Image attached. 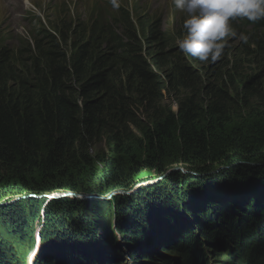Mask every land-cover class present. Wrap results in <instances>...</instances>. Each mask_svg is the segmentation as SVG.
Instances as JSON below:
<instances>
[{
  "label": "trees",
  "instance_id": "obj_1",
  "mask_svg": "<svg viewBox=\"0 0 264 264\" xmlns=\"http://www.w3.org/2000/svg\"><path fill=\"white\" fill-rule=\"evenodd\" d=\"M117 9L123 20L121 23L128 27L126 32L120 29L119 23L113 25L110 19L97 18L91 29L86 24L81 38L75 28L64 31L53 27L52 31L42 26L38 39L25 42L16 50L7 44V40L1 41L0 200L11 190L8 182L13 179H16L13 182L15 188L17 182L21 189H26L36 180L39 181L35 183L37 185L59 190L64 184L55 182L56 178L62 177V173L77 177L79 174L68 171L84 172L85 168L92 167L88 165L93 160L102 161L101 166L105 169L109 167L108 170L117 167L115 172H101L104 179L119 173L124 162L138 168H154L151 166L154 165L160 169L163 161H175L179 157L181 163L201 164L207 168L209 164H205L206 161L220 162L234 154L233 160L244 162L240 167H249L246 162L264 164V126L253 113L227 111V106H231L227 103L233 100H224L221 88L206 91L207 100H198L192 94L179 100L176 114L151 103L157 93L173 90L176 86L184 87L194 82L190 79L198 74L187 66L182 56H174L169 34L161 29L158 22L142 14L136 16L122 7ZM232 26L236 32L247 34V40L250 37L243 50L247 57H261L264 61V19L256 22L236 19ZM252 47L256 49L252 50ZM117 67L127 73L123 86H114L119 78L113 75ZM161 75L164 77L160 79ZM243 81L238 101L241 102V109L250 110V100L264 93V81L261 76ZM230 82L236 91L235 79L231 78ZM125 86L130 89L132 97L127 95L129 92L126 89H121ZM130 107L140 108L149 122L139 125V119L129 111ZM115 119L136 127L140 138L131 139L126 131L109 128L108 123ZM232 124L235 125L227 129ZM102 136L105 143L111 146L110 157L102 154L88 157L83 145ZM140 139L145 145L143 166L130 154L131 145L140 144ZM138 168L132 170L137 171ZM232 175V178H239L234 173ZM48 182L53 183L46 185ZM237 185L243 191L231 187L213 191L201 186L199 194L181 190L172 196L159 193L153 198H139L133 203H121L120 200L126 199L116 197L119 203L111 208L117 211V230L126 245L128 238L132 245L127 264H200L199 257H203L201 248L216 244L237 254L234 260L237 264H264V181L259 191L253 190L248 181L238 182ZM138 195L135 197L138 198ZM191 201L201 202L206 207L195 212L187 211L186 203ZM74 202L72 206H86L81 204L83 202ZM33 203L16 202L8 206L15 210H0V219L10 226L20 241L26 240V232L38 217L30 206ZM88 203L95 206L92 201ZM23 204L27 206H19ZM68 204L66 200H60L46 208L44 226L33 242L38 243L42 239L44 243L45 235L51 233L56 237L53 241H45H49V245H45L47 253L37 254L34 264H116L122 255L116 249L111 230L113 224L108 228L110 231L105 230L104 234L105 243L115 251L113 260L96 263L94 254L99 257V230L105 217L102 212L90 210L88 216L95 217L98 224L90 233L86 232L84 238L77 236L78 232L71 235L68 220L73 213L67 209ZM33 205L36 209L41 207L39 203ZM119 205L121 209L124 206L132 209L121 210ZM16 207L25 209L27 215L18 212ZM127 212L128 217L121 219ZM185 212L187 218L192 216L198 221L201 231L196 236L182 225ZM84 213V210L80 212ZM152 216L172 225L173 231L168 235L174 244L171 250L182 258L155 259L140 251L148 241L143 234L153 232L145 222L146 217ZM59 228L62 232L59 230L61 234H56L54 231ZM34 252L37 249L29 251L27 260ZM13 255L15 259L7 264H20L16 260L18 257ZM227 256L222 253L219 257L223 263L215 261L209 264H227Z\"/></svg>",
  "mask_w": 264,
  "mask_h": 264
},
{
  "label": "rangeland",
  "instance_id": "obj_2",
  "mask_svg": "<svg viewBox=\"0 0 264 264\" xmlns=\"http://www.w3.org/2000/svg\"><path fill=\"white\" fill-rule=\"evenodd\" d=\"M120 7L124 8L125 10H129L133 14H136V16H139V14H142L143 17H149L154 22H158L161 29L166 31L169 34V41L171 42V46L174 48L173 54L174 56H182L185 61H187V66L191 67L193 71L197 72V76L195 78L190 79L191 81H194L192 83H189L185 85L184 87L177 88L172 87L173 90H166L163 92L157 93L155 95V99L150 100L151 103L156 104L158 108H164L166 110L171 111L172 113L176 114L178 110L179 100L186 98L188 95H196V99L198 100H207V92L208 90L212 88H221L222 94L227 99H232V103L229 100V103L231 106H227L226 110L229 112L233 111H240L246 114L247 112L253 113L254 116L258 117L262 125L264 126V93L260 97L252 98L250 100V110L241 109V102H239V98L242 95V92L240 91L241 88V81L244 78V81H246L248 78L254 76L259 77L261 76L264 81V61L259 57L258 59L255 57H247V53L243 50L245 49V46L249 43L248 40L241 39L242 36H246L247 34L242 33V31H237V37L235 38H229L225 48L224 53L222 57L217 60L216 62H201L199 60L194 61L193 57L191 56H185L183 53H181L177 46V41L179 39L183 38L184 31H183V23L186 19V14L182 11L176 9L172 3V0H120ZM135 17V15H134ZM110 19L113 25H116V23H119L121 25L120 29L123 30V32L128 31V27L121 21H123L120 15V11H118L117 8H113L110 6L109 0H17L15 3H12L11 5H8L4 0H0V43L5 42L7 40V44L10 45L13 49L21 48L22 45L27 42H33V40L39 38V33L42 31V26L50 28L52 30L53 27H58L63 29L64 31L68 29H77L79 37L81 38L84 34V31H86V24L90 25V29L93 26V21L95 19ZM137 21V18L135 19ZM137 27V22H135ZM53 31V30H52ZM54 33H56L54 31ZM82 34V35H81ZM181 34V38H180ZM78 37V38H79ZM77 38V37H76ZM2 41V42H1ZM247 43V44H246ZM172 49V48H171ZM252 50H255L256 48L252 47ZM192 60V61H191ZM189 62V63H188ZM114 77H118L117 81L114 83V86H123L126 79H127V73L124 71H119L118 67L113 71ZM129 75V73H128ZM164 75V74H163ZM164 76H160V79ZM235 79V87H237V90L235 91L233 88V85H231L230 79ZM243 81V82H244ZM171 83V82H170ZM238 84V85H237ZM264 84V82H263ZM122 90L126 89L127 95L131 96L130 89L125 86L121 87ZM207 91V92H206ZM237 95V97H236ZM236 99V100H235ZM236 107V109H232ZM129 111L133 113V116L137 117L139 120V125L146 124L149 122L148 118H145L143 114H141V109L138 110L134 109L133 107L129 108ZM235 114V113H233ZM263 114V115H262ZM137 121V120H136ZM107 127L106 122L103 123ZM109 128L114 127L115 129H122L126 131V133L129 134V137L132 139L134 137H139V132L136 127L132 126L130 123H121V121L113 120L112 123H108ZM235 124H232L230 126H227V129H230V127L234 126ZM140 144H132L131 145V152L132 154L140 163L141 165H145L144 157H145V145L144 142L140 139ZM85 149L88 157L96 156L98 154L102 155H108L111 153V150L109 148L111 147L108 142L105 143L103 140V136L97 139H94L90 141L89 144H84ZM231 153V152H230ZM110 157V156H109ZM234 154H230L228 156V159L221 160L220 162H214L211 163L210 161H206L205 164L208 168H217L221 166H228L230 170H233L234 174L238 176V173H236V166L233 164L235 160ZM239 161V160H236ZM102 161L99 160H93L89 163L92 165V167H88L84 169V172L79 173L78 171H68L70 174H79V178L72 177L66 173H62V177L56 178L55 182L57 183H63L65 187L73 186L72 188L78 192V191H88V190H94L95 188L98 190V192L90 193L93 194L92 199L88 201H84L81 203L82 205H86L85 207H75L72 206L74 201H78L76 198H67L66 201L69 203L67 205V209L69 212H72V216L69 217V226L70 228L69 233L72 235L73 233L78 232L77 236L80 235L84 238L86 232H91L95 225H97V220L95 217L88 216V213L90 210H97L99 212H102V216L104 215L105 218H102L103 221H101V228L99 230V244L100 246V253L99 257L96 256V253L94 254V257L97 259L95 262L98 263V261H110L113 260V255L115 252L107 243L104 241V234L106 235L105 230H109L111 224V230L113 231V234L115 236V244L117 251L122 255L120 260L116 262V264H127L129 257H128V251L132 247L131 240L128 238V245H126L125 239H123L120 235V233L117 230V222L119 221L117 217V211L116 208H111V206H116L119 202L114 200V196H109L107 198L110 191L105 187V185H113L114 182L101 180L100 182L97 181V179H91L95 178L93 177L94 173L97 174V172L102 171H108V172H115L116 166H114L112 171L108 170V168H103L102 164L100 163ZM162 164H164L160 169L157 168V166L151 165L154 168H145L143 171L136 172L134 170H127L125 177H131V178H139V179H147L143 182H150L157 180L158 177L164 176V173L167 170H171L176 168V171H184L188 170V168H183V166L189 165V163H181L180 158L178 157L175 159V161L166 160L163 161ZM102 165V166H101ZM114 165V164H113ZM120 171H123L124 168L128 167V164L124 162L121 164ZM230 166V167H229ZM111 167V166H110ZM166 168V170H162L163 168ZM156 169L160 170L157 171ZM155 170V171H154ZM175 172V171H174ZM173 172V173H174ZM81 174V175H80ZM95 174V175H96ZM99 175V174H98ZM258 177V176H257ZM8 180V177H6ZM77 179H81V181H77ZM213 179V177H212ZM120 180V179H116ZM163 180V179H162ZM214 180V179H213ZM209 179V181H213ZM16 179H13V181L8 182V186L10 185V191L9 193L0 200V210L1 209H7L9 211L15 210L14 208H10L8 206L13 205L14 203L19 202H27L32 201L34 203L41 204V207L34 206L33 204L30 205L33 210H35L36 216H38L35 221L33 222L34 225L31 227L30 230L26 232V240L20 241L14 233H12V230L10 226L0 219V256L2 255V259H0V264H7L8 262H11L13 260V254L16 255V260H19L20 264H26V260L28 257V253L30 251H34L35 249H39L37 254H44V252L47 253V248L45 245H49V241L45 243L46 240H54L56 235L54 234H48L45 235V241L44 243L41 240H38V243H34L35 237L38 235L39 232L44 226L43 222L46 219V211L47 207L50 206L49 204L52 202H55V200H52V202H47V199L44 197H41L40 199L37 198H31L30 196H43V195H52L55 194L56 189L50 188V186H42V184H39V181H34L37 184H31L26 189H21L19 183L17 182V185L15 188ZM224 181V180H222ZM118 183V181H115ZM187 182V183H186ZM258 181H255L251 184L253 190H260L263 185L260 183H257ZM53 182H48L46 185H51ZM201 182L198 180H192V181H184L181 186H171L166 184V187L164 189H159L158 186H154L153 188H149V186H141L139 189L136 190V192L130 196H124V195H118L119 198L124 197L126 200H120V202H128L133 203L137 202L139 198L142 200L144 199H150L155 197L156 194L162 193L166 195L172 196L174 193L184 190L186 192H193V194H199L200 193V187L205 186L208 187L210 190L216 191L223 188L231 187L237 189V191H243L241 187H238V182H230V183H218L217 185H208V184H200ZM2 183L0 184V189ZM12 188H14L12 190ZM81 189V190H79ZM234 190V189H233ZM66 191H63V193H66ZM59 194V192H57ZM136 194H139L138 198L135 197ZM77 197H84L83 193H78ZM202 195V194H200ZM117 196V197H118ZM98 197V198H96ZM100 197V198H99ZM113 198V199H112ZM73 200V201H72ZM92 201V205L95 204V206L88 205V202ZM117 202V203H116ZM145 202V201H144ZM218 202V201H217ZM147 203V202H145ZM147 204H153V203H147ZM187 211L195 212V210H202L206 207L201 202L195 203L194 201L186 203ZM26 207V204L19 205ZM90 206V207H89ZM18 212H21L22 214L27 215V212L25 209H22L21 207H16ZM49 208V207H48ZM119 209L120 205H119ZM123 210H128L132 208H127V206H124L122 208ZM121 209V210H122ZM134 209V208H133ZM84 210V214H80ZM51 211V210H48ZM39 213V214H38ZM79 213V214H76ZM104 213V214H103ZM110 215L113 219L110 221ZM187 212L183 215L185 219H182L183 221V229H185L187 232L190 231L191 234L197 235L201 229L198 227V221L195 220L194 217L188 216L186 217ZM128 217L127 214H123L122 218L125 220ZM212 218V217H211ZM214 221L216 219L212 218ZM105 220V223H104ZM110 221V222H109ZM145 222L148 224L149 228L153 230L152 233L149 231L148 234H143L147 236V243L142 245L140 248V251L144 254L147 252L149 256H152L153 258L157 259L159 257L162 258H168V259H178L182 258L179 253L176 251L171 250V247L173 244L172 240L168 236L171 231H173L172 225L169 224L167 221H163L157 217H146ZM167 224L170 225V227L167 226ZM75 226V227H73ZM56 228V227H55ZM109 228V229H108ZM84 231H80V230ZM58 230H55L54 232L58 234ZM90 230V231H89ZM145 230H147V226H145ZM110 231V230H109ZM62 232V231H61ZM59 232V234H61ZM80 232V233H79ZM37 236V237H38ZM43 236V235H42ZM34 238V239H33ZM40 238V237H39ZM59 240H62V237L59 236ZM40 241V242H39ZM51 241V242H52ZM36 244V245H35ZM159 246L158 249L154 248V246ZM220 244H216L215 246L211 247H202L200 251H202L203 257H199L201 259L202 264L204 261L206 264L210 262H221V258L219 257L222 253H226L229 256L226 257L225 262L227 264H237L238 262H235L236 255L232 254V251H229V248H224L223 246H219ZM146 247V249H145ZM231 248V247H230ZM52 249V248H50ZM132 249V248H131ZM228 249V250H227ZM131 251V250H130ZM45 253V254H46ZM15 259V258H14ZM38 260V258H37ZM122 260V261H121ZM147 260V259H142Z\"/></svg>",
  "mask_w": 264,
  "mask_h": 264
},
{
  "label": "clouds",
  "instance_id": "obj_3",
  "mask_svg": "<svg viewBox=\"0 0 264 264\" xmlns=\"http://www.w3.org/2000/svg\"><path fill=\"white\" fill-rule=\"evenodd\" d=\"M109 3L113 8L120 7V0ZM172 3L186 14L178 49L201 62H216L222 57L228 39L237 37L232 26L234 20L264 19V0H172ZM241 39L246 41L247 37ZM37 252L30 254L27 264H34Z\"/></svg>",
  "mask_w": 264,
  "mask_h": 264
},
{
  "label": "water",
  "instance_id": "obj_4",
  "mask_svg": "<svg viewBox=\"0 0 264 264\" xmlns=\"http://www.w3.org/2000/svg\"><path fill=\"white\" fill-rule=\"evenodd\" d=\"M244 162L241 161H235L233 164L237 165L236 166V173H238L239 178L235 179L232 178V175L234 172L233 170H230L228 168V166L224 165L221 167H217V168H204V166H202L201 164H189L186 166H183V168H188V170H186V172L184 171H176L177 169H171V170H167L164 173V176H162L161 178L158 177L157 180L154 181H150L148 182H143L147 179H139V178H131V177H122L126 174L127 170H132V169H137L138 166L136 165H128V167L124 168L123 171L119 170V173H115L112 176H110L108 179H106V181H111L114 182L113 185H105V187L110 191L109 193H105L108 194L107 198H109V196H114V200H116L115 198L118 195H124V196H130L132 194H134L136 192V190H140L139 188L141 186H149V188H153L154 186H158L159 189H164L166 187V184L171 185V186H176L179 187L182 185V183H184V181H192V180H198L201 183L200 184H208L210 185H217L218 183H230V182H242V181H248L250 184H252L255 181H258L257 183L261 184V182L264 181V164L260 165V164H254V163H245L250 165L249 167L243 168L240 167ZM240 165V166H239ZM140 166V165H139ZM230 167V166H229ZM257 168V169H254ZM143 169L145 170V168H138V170L136 172L139 171H143ZM162 170H166V168L164 167ZM155 171V170H154ZM175 171V172H174ZM104 171H102V173H104ZM174 172V173H173ZM92 174L94 175L93 177L95 178H91L93 179H97L98 182H100L101 180H105L104 178H102L101 172H97ZM99 174V175H98ZM256 175H258V177H256ZM115 176V177H113ZM236 176V175H235ZM213 177V179H212ZM75 178H79V176L75 177ZM116 179H120V180H116ZM163 179V180H162ZM209 179L213 180V181H209ZM224 180V181H222ZM77 181H81V179H77ZM115 181H118L115 182ZM187 183V182H186ZM73 186H69V187H65L62 186L61 189L56 190L55 194L52 195H43V196H30L31 198H37L40 199L41 197H44L47 199V202H52V200L55 201H60V200H66L67 198L71 199V198H76L78 199V201L80 202H84V201H88L90 199L93 198V194L90 195V193H95L98 192V190L95 188L94 190H88V191H83L81 189V191L76 192L73 188ZM66 193H63V191H66ZM57 192H59V194H57ZM78 193H83V195H85L84 197H77ZM119 197V196H118ZM98 198V197H96ZM100 198V197H99ZM112 198V199H113Z\"/></svg>",
  "mask_w": 264,
  "mask_h": 264
},
{
  "label": "bare ground",
  "instance_id": "obj_5",
  "mask_svg": "<svg viewBox=\"0 0 264 264\" xmlns=\"http://www.w3.org/2000/svg\"><path fill=\"white\" fill-rule=\"evenodd\" d=\"M34 239V238H33Z\"/></svg>",
  "mask_w": 264,
  "mask_h": 264
}]
</instances>
